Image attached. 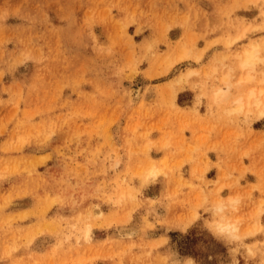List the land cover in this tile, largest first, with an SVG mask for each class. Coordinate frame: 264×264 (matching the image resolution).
Instances as JSON below:
<instances>
[{
  "label": "rangeland",
  "instance_id": "obj_1",
  "mask_svg": "<svg viewBox=\"0 0 264 264\" xmlns=\"http://www.w3.org/2000/svg\"><path fill=\"white\" fill-rule=\"evenodd\" d=\"M251 90H264V0H0V264H168L147 241L156 206L185 211L166 234L185 264H264V117L233 109ZM189 163L204 169L169 180ZM228 221L236 232L219 231Z\"/></svg>",
  "mask_w": 264,
  "mask_h": 264
},
{
  "label": "crops",
  "instance_id": "obj_2",
  "mask_svg": "<svg viewBox=\"0 0 264 264\" xmlns=\"http://www.w3.org/2000/svg\"><path fill=\"white\" fill-rule=\"evenodd\" d=\"M185 96H187V98H185ZM181 97V100H186V101H183V105L182 106H179L178 105V102H179V98ZM195 101V93L191 92L190 90H183L181 92H179L176 97H175V104L180 108V109H183L185 110V112L187 113V111H191L193 109V103ZM205 105H206V102L204 99L201 100V105L198 107V113L199 115H204L205 114ZM218 115L216 110L214 111L213 113V119L216 120L218 119ZM217 127L215 128H212L211 131H213L211 134H210V137H213L216 133L217 134ZM228 134L227 133H224L223 136L221 137H227ZM188 143V142H187ZM187 143H185V145L183 146V148L186 149V145ZM177 151H175L176 153ZM213 154V155H212ZM186 155V154H184ZM214 156V157H213ZM183 158V156H181ZM206 157H207V160L204 159L203 161V164H206L208 163L209 164V170H205L203 171V180H207V181H214L215 180V177L217 175V172L215 171V169L213 168V165L212 163H214V161L216 160V154L214 152H207L206 153ZM208 161V162H207ZM242 164L244 165V168L246 169L247 168V160H242ZM249 164V163H248ZM192 168L194 169H197L199 170H202L204 169L203 166H199L197 165L196 167H193L192 166V163H189V164H185L183 167H182V170H181V175H179V178L178 176L176 175L174 178L171 177L169 180H191V171H192ZM258 168H259V163H258ZM230 172L228 171V174ZM197 175H200L199 173H196ZM245 180H257L253 174H248V175H245ZM193 180H198V179H193ZM84 181V180H83ZM83 181H80L78 180L77 181V184H84L86 187H89V184L90 183H87V182H83ZM104 180H96L93 182V188H97L98 186L100 187V190H101V186H102V183H103ZM75 184V180L71 181V184ZM98 185V186H97ZM92 189V188H91ZM90 189V190H91ZM101 193V191H99ZM164 192V189L161 187L160 191L158 193H155V194H148L150 197H148L149 200H153V198H155L156 200L162 196V193ZM73 198H75L73 196ZM74 200V199H73ZM72 201V199H71ZM100 207H102V205H100ZM185 213L184 210H182V212L179 214H174L172 212L171 209H159L157 206L154 207L153 209H151L149 211V219L148 221L150 223L153 224V229L151 231H156V235L153 236L150 240H147L148 242H151V241H159V240H163L164 241V244L161 246V256L162 257H165L167 259V263L168 264H185V262L187 261L186 257H177V255H175L173 252H170L167 250V246H168V237L166 236V234H168L169 232L171 231H176V230H179L181 231V228L177 225L178 224V218H172V215L174 214L175 216H178V217H182L183 218V214ZM143 215H139V217H141ZM208 215H202L201 214V221H199L198 223H201V225L205 226V221L206 220H210ZM139 222L141 223L142 220L140 219ZM161 232V233H160ZM217 237V236H216ZM218 239H221L226 247V249L228 250L227 251V259H231V256L232 254L230 253V250L234 248V244L230 241H228L227 239L223 238V237H217ZM106 243V242H105ZM107 243H111V241H107ZM236 257V256H235ZM238 259V257H236ZM106 264H109V263H106Z\"/></svg>",
  "mask_w": 264,
  "mask_h": 264
},
{
  "label": "bare ground",
  "instance_id": "obj_3",
  "mask_svg": "<svg viewBox=\"0 0 264 264\" xmlns=\"http://www.w3.org/2000/svg\"><path fill=\"white\" fill-rule=\"evenodd\" d=\"M257 50L255 45H252V47L249 50L244 51V59L240 60V63L242 67H247L252 64L253 58L255 56V51ZM247 76L243 79H241L239 82H247ZM240 83H238L240 85ZM223 85L221 87H218L214 90V98L215 100H226L229 99L230 96V88L231 84L229 83L228 77H223ZM251 107L256 108L257 112V118L261 119L264 117V90L261 91H255L251 90L249 94H237L236 97L233 99V109L235 111H242V110H250ZM223 205L221 203H218L216 206L217 211L222 210ZM240 220V219H238ZM219 224V231L225 232L227 234H231L233 232H236L239 228V225L237 224V221L235 222H224V223H218ZM238 227V228H237ZM247 231V228L244 230ZM127 235L131 236L133 235V232H128Z\"/></svg>",
  "mask_w": 264,
  "mask_h": 264
}]
</instances>
